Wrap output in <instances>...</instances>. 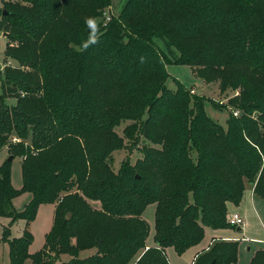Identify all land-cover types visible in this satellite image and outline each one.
Wrapping results in <instances>:
<instances>
[{
  "label": "trees",
  "instance_id": "1",
  "mask_svg": "<svg viewBox=\"0 0 264 264\" xmlns=\"http://www.w3.org/2000/svg\"><path fill=\"white\" fill-rule=\"evenodd\" d=\"M109 2L4 0L5 54L17 65L0 72V151L21 158L23 185L14 187L6 158L0 218L26 221L20 237L4 227L10 264H55L65 254L59 264H170L166 248L182 254L206 227L230 226L228 203L241 202L246 182L264 198V0H127L117 18L97 23L98 42L85 50V20ZM172 63L218 82L222 93L238 90L229 104L240 114L223 125L206 97L193 99L179 80L169 88ZM126 138L132 147L149 143L115 171L113 153ZM24 192L32 199L18 212L13 200ZM46 203L55 204L53 225L30 253L28 225ZM150 204L156 245L146 249ZM238 250V241L215 240L193 264H234ZM249 264H264V250Z\"/></svg>",
  "mask_w": 264,
  "mask_h": 264
},
{
  "label": "rangeland",
  "instance_id": "2",
  "mask_svg": "<svg viewBox=\"0 0 264 264\" xmlns=\"http://www.w3.org/2000/svg\"><path fill=\"white\" fill-rule=\"evenodd\" d=\"M126 2L127 0H110L108 6L102 10V15L97 18L96 20L97 23H101V22L103 23L104 22L103 19L107 20L106 18L107 16H111V18H117ZM3 5H4V0H0V22L2 19L1 13L3 10ZM7 35L8 32L0 27V72L1 73L4 72L6 67L8 66L15 67L17 65V62L14 59L6 57L5 49L8 42ZM153 41L158 47L163 49V51L167 55H169L168 50L164 47L163 42L159 38L155 37ZM170 57H172L171 54ZM167 70L169 72V77L166 80V85L169 88L175 90L178 84L177 80H179L181 81L182 84L185 85L187 91L189 92L190 96L193 99L200 96L206 97L207 98L205 100L206 110L208 114L216 121H219L221 124L226 125V120L231 112H233L234 115L236 111L239 112L236 116L240 114L239 110H235L229 104L230 98L234 95H237L238 90H236L235 92L227 91L225 93H222L220 91L218 82L206 83L203 79L199 78L195 74V70L188 65L172 63L167 65ZM2 93H3V80H0V95ZM6 100L7 103L9 104H14L16 102L15 97L14 98L9 97ZM128 123H130V121L123 122L122 125L117 127V132L121 136H124L123 130ZM131 143L132 140L126 138L125 147L116 150L113 153L111 164H112V168L115 171H118L124 160H129L130 162L135 163L138 158L142 157L143 153L141 151V147L145 143H149V141L144 140L142 138L138 143V145L133 147L131 146ZM4 157L9 158V152L7 150H3L0 153V158H4ZM11 170H12L13 185L16 188L20 189L23 185L22 163L20 157H16L14 160H12ZM31 199H32V195L27 192H24L19 196L15 197L13 202L15 209L18 212L22 211L24 209V206L27 203H29ZM92 203L94 206L99 207V202L94 201ZM155 212H156L155 204L148 205L143 212V217L149 224V234L146 241L150 247H153L155 245L154 244ZM52 220H53V206L48 204L39 206L36 218L33 220V222H30L28 225V229L32 232L34 236V240L30 246V253L31 252L36 253L43 248L46 242V234L49 232V230H51L50 228H51ZM13 222L12 220H10V223L8 225H4L6 224L5 220H0V264L11 263L10 245L7 241L2 240V236H3V229L6 226L7 227L9 226L10 228L9 238H13L12 235L18 232L17 226H14V228L12 227L11 229ZM18 230H19V234L14 237L22 236L24 231L22 232V230L19 227ZM209 240H210L209 235L205 233L204 238L198 245L191 247L182 254H179L173 247L168 248L165 251L166 258L170 264H191L195 258V254L199 251V249L203 245L206 246ZM213 243H215V241ZM90 252L91 253L94 252V249L82 251L80 257L82 258L87 257ZM63 257L64 256H61V258L55 264H59L63 262L64 261ZM24 264H33L32 259H27Z\"/></svg>",
  "mask_w": 264,
  "mask_h": 264
},
{
  "label": "crops",
  "instance_id": "3",
  "mask_svg": "<svg viewBox=\"0 0 264 264\" xmlns=\"http://www.w3.org/2000/svg\"><path fill=\"white\" fill-rule=\"evenodd\" d=\"M4 150H7V149H4ZM2 151H0V153ZM5 159H6L5 157L0 158V163H2ZM21 163H22V160H21ZM27 193H30V192H27ZM30 194L32 195V193ZM47 204L53 206V218H54L55 204L46 203V204H41L40 206L47 205ZM234 211L239 212L244 217L245 223L242 226H229L226 228H218V229L206 227L205 233L209 235L210 240L208 241V244L206 246L203 245L199 249V251L195 254V258L199 252H201L204 249H208V247H210L211 244L215 240H227V241H238L239 242L238 260L234 264H249L257 250L259 249L264 250V198L255 193L254 185L252 183L246 182V189L244 191L242 200L239 204H233L231 202L228 203V213L229 212L231 213ZM0 220H5L6 224L4 225H8L10 223L11 218L1 217ZM52 225H53V220H52L51 228H52ZM14 226H17L18 232L13 235L11 232V235L13 237L19 234L18 227L22 230V232L25 230L26 221L23 219H18L12 223L11 229L12 227L14 228ZM154 244L156 245V242H154ZM148 247L150 246L147 244L146 249ZM168 248H171V247H168ZM168 248H166V250ZM93 249H94V252L92 253L90 252L88 256L94 254L96 252V249L95 248L87 249V250H93ZM29 251H30V247H29ZM81 252H80V255H81ZM65 255H62L64 256L63 257L64 261H68L71 258V256L68 254H65ZM194 260L192 261L191 264H193ZM136 261H137V258L134 259L129 264H135Z\"/></svg>",
  "mask_w": 264,
  "mask_h": 264
},
{
  "label": "clouds",
  "instance_id": "4",
  "mask_svg": "<svg viewBox=\"0 0 264 264\" xmlns=\"http://www.w3.org/2000/svg\"><path fill=\"white\" fill-rule=\"evenodd\" d=\"M85 23L90 31L88 40L83 44V48L86 50L89 46L98 42L99 27L94 18H86Z\"/></svg>",
  "mask_w": 264,
  "mask_h": 264
},
{
  "label": "built area",
  "instance_id": "5",
  "mask_svg": "<svg viewBox=\"0 0 264 264\" xmlns=\"http://www.w3.org/2000/svg\"><path fill=\"white\" fill-rule=\"evenodd\" d=\"M107 20L111 19V16L106 17ZM238 112H235V115H237ZM227 222L230 226H242L245 223L244 217L237 211L229 212L227 214Z\"/></svg>",
  "mask_w": 264,
  "mask_h": 264
},
{
  "label": "water",
  "instance_id": "6",
  "mask_svg": "<svg viewBox=\"0 0 264 264\" xmlns=\"http://www.w3.org/2000/svg\"><path fill=\"white\" fill-rule=\"evenodd\" d=\"M4 14H6V11H4ZM8 159H9V161H12L13 160V156H10ZM70 216H71V213L68 214V217H70ZM211 264H214V262H212Z\"/></svg>",
  "mask_w": 264,
  "mask_h": 264
}]
</instances>
